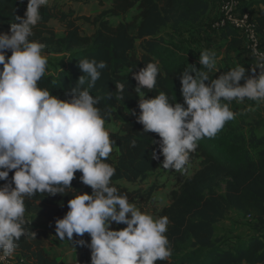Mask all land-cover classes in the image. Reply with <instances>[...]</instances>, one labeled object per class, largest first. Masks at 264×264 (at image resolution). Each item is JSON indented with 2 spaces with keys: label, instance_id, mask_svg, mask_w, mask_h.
Wrapping results in <instances>:
<instances>
[{
  "label": "clouds",
  "instance_id": "obj_1",
  "mask_svg": "<svg viewBox=\"0 0 264 264\" xmlns=\"http://www.w3.org/2000/svg\"><path fill=\"white\" fill-rule=\"evenodd\" d=\"M48 4L27 0L23 16L14 15L8 31L0 32V264L13 257L22 237H36L28 226L26 201L58 194L71 198L64 215L54 218V236L89 249V264H171L168 216L142 210L112 182L117 170L109 158L117 142L106 127L111 113L100 107L103 97L91 94L107 63L79 60L83 75L63 98L41 86L50 75L49 53L34 29ZM260 9L264 12V3ZM258 43L251 46L254 66L237 64L223 72L217 67L222 56L201 51L197 63L202 67L193 63L178 75L182 102L163 90L146 95L144 90L157 89L158 61L133 73L139 111L129 113L142 133L158 135L151 156L163 157L162 168L186 172L199 141L215 138L242 114L231 108L233 102L264 105V51ZM115 89V99L123 100L126 86L116 82ZM107 99H113L112 92ZM254 110L253 105L245 109ZM136 144L132 140L130 147ZM74 180L91 192L78 191Z\"/></svg>",
  "mask_w": 264,
  "mask_h": 264
},
{
  "label": "trees",
  "instance_id": "obj_2",
  "mask_svg": "<svg viewBox=\"0 0 264 264\" xmlns=\"http://www.w3.org/2000/svg\"><path fill=\"white\" fill-rule=\"evenodd\" d=\"M58 1L51 0L41 8L43 19L34 32L36 39L47 44L48 53L64 54L68 66L46 75L41 86L63 98L64 91L74 87L83 75L79 60L94 58L107 63L91 94L103 97L100 107L111 113L106 123H121L117 131L110 132L117 142L109 158L117 170L112 182L128 194L130 202L148 205L159 186L141 184L158 168L174 173L176 183L170 191L171 204L154 210L157 216L166 215L170 220L167 236L173 249L171 264H264V119L248 117L237 105H231L242 114L228 122L215 138L199 141L189 163L199 162V169L188 177L185 172L162 168V156L160 161L152 159L158 135L142 133V125L127 113V110L139 111L133 73L149 61L159 62L161 74L157 77V89L144 90L146 95L152 97L156 91L163 90L182 102L178 75L195 62L185 60L186 54L176 51L168 35L184 37L195 30L217 0H112L109 8L95 18H80L97 26L89 36L81 33L74 12H64ZM98 1L103 4L105 0ZM26 4L27 0L22 3L0 0V32L8 31L14 15L23 16ZM133 10L137 14L131 21H124ZM118 17L122 21L112 25L111 19ZM52 20L64 24L63 36H58L50 26ZM235 41L233 38L231 45ZM116 82L126 86L123 100L115 99ZM109 91L111 100L107 99ZM132 140L137 141L136 147H130ZM73 187L91 192L78 180L73 181ZM69 198L70 195L58 194L26 201L28 226L36 237L21 238L15 251L17 264H68L51 258L45 248L52 240L69 242L54 236V218L64 215ZM233 211L251 218L255 234L237 239L217 234L219 224ZM89 261L87 253H83L69 264H89Z\"/></svg>",
  "mask_w": 264,
  "mask_h": 264
},
{
  "label": "rangeland",
  "instance_id": "obj_3",
  "mask_svg": "<svg viewBox=\"0 0 264 264\" xmlns=\"http://www.w3.org/2000/svg\"><path fill=\"white\" fill-rule=\"evenodd\" d=\"M51 1V0H49ZM248 0H243L244 4H246ZM59 4L62 5V10L64 12H74L76 17L79 18L78 25L80 26L81 33L83 35H91L96 30V25L86 22L83 19V17H87L90 19L95 18L96 16L100 15L103 11L108 9L110 6V3H112V0H105L103 4H101L98 0H59ZM244 9L248 10V8ZM250 10V9H249ZM252 17L254 19H257L258 12L250 10ZM137 14L136 10H133L130 14H128L125 18H123L124 21H131L132 17ZM262 14V13H261ZM219 16L213 20L208 26L207 29L209 30V33L213 34H219L215 32V30L212 28L214 24L218 22ZM119 21H122V18H113L111 19L112 25L116 26ZM52 27H54L56 33L58 36H63L65 33V26L62 23H59L57 21H54L53 24H51ZM170 41H173L171 37H168ZM207 39V38H206ZM175 43V41H173ZM140 43H137L138 46V53H140L139 48ZM198 46H202V44L195 40H189L187 43L184 42V44H178L175 43V49L176 51L180 50L183 54H186L184 57L185 60H192L196 64L199 59V53L201 52L200 48ZM204 49H210V46L208 44V47L202 48V51ZM183 50V51H181ZM177 51V52H178ZM178 54V53H177ZM68 66V61L65 59L64 54H56V53H49V63H48V72L49 73H57L59 69L63 67ZM218 74V73H217ZM211 75L214 77L216 75L215 72L211 73ZM231 105H237L239 108H241L237 103L233 102ZM241 110L246 114V116L250 117L248 115L247 111L245 109L241 108ZM128 115L130 118L135 119L134 116H132L129 113V110H127ZM120 122L116 121H110L106 123V127L109 128L110 132L117 131L120 127ZM199 169V162H196L194 164L188 165L187 171L185 172V175L190 177L192 176L197 170ZM175 175L171 171H164L161 168H158L153 172L147 180H145L141 185L144 187H147L151 184H157L159 186L158 191L155 192L153 201L149 204L148 210L152 211L153 208L156 210L158 208H163V206H167L171 202L170 197V191L175 188ZM155 215V213H154ZM253 221L251 218H247L246 216L242 215L239 212L233 211L228 216L227 220L220 223L217 229L218 235H224L231 237L232 239L237 238H243L247 236H251L252 234H255V232L252 229ZM16 260H12L11 264H13Z\"/></svg>",
  "mask_w": 264,
  "mask_h": 264
},
{
  "label": "crops",
  "instance_id": "obj_4",
  "mask_svg": "<svg viewBox=\"0 0 264 264\" xmlns=\"http://www.w3.org/2000/svg\"><path fill=\"white\" fill-rule=\"evenodd\" d=\"M220 3L221 0H217L216 3H214L210 7L206 15L202 17V19L197 24L195 30L187 32L184 37H180L179 35H168V37H171L172 40L178 44H184V42L187 43L189 40L191 41L192 39L198 41L202 44L201 47L198 46L201 51L202 48L208 47L209 44L210 46L209 50L215 52L218 58L221 56L223 57V59L218 60V64H217V67L221 72L227 71L229 68L235 67L237 64L243 65L246 68H250L254 66L255 62L251 58L250 52L247 48V44L243 41V39H241L237 31L226 30L219 34L212 35L211 33H209V30L207 29V26L220 15ZM262 3H264V0H248L246 2L247 5L245 4L244 5L245 8H248L252 11L259 13L258 14L259 17L257 18V20L260 25L262 42L264 44V12H262L260 9V5ZM54 21L55 20L50 21L49 23L50 26H52L51 24H53ZM233 38H235L236 41L231 45V41ZM238 105L243 109H246L248 105H253L255 110L247 111L248 112L247 114L250 115V117L261 116L264 119V105L257 106L254 104V102L251 101H246L245 103ZM136 205L142 210L148 211L152 214L155 213L154 208L152 211L148 210L149 204L148 205L136 204ZM167 206H163V207H167ZM160 209L161 208H158V210ZM113 226L115 227V225ZM120 227H124V225H120ZM84 239L88 240L90 238L87 236V234H85ZM45 250L50 255L51 258L56 259L62 263L69 264L76 262L83 253H87L88 258L90 259L89 249L80 246L73 247L70 242H57L55 240H52L48 243Z\"/></svg>",
  "mask_w": 264,
  "mask_h": 264
},
{
  "label": "built area",
  "instance_id": "obj_5",
  "mask_svg": "<svg viewBox=\"0 0 264 264\" xmlns=\"http://www.w3.org/2000/svg\"><path fill=\"white\" fill-rule=\"evenodd\" d=\"M229 4L232 5L230 11L225 8V5ZM244 6L243 0H221L218 22L214 24L212 28L217 33L226 30L237 31L241 39L247 44L251 58L255 62V58L251 53V46L254 41H258V49L264 51V44L262 42L258 20L254 19L250 10L244 9ZM245 17L247 18L245 19ZM14 259L15 254L10 258L7 264H11ZM13 264H17V262L15 261Z\"/></svg>",
  "mask_w": 264,
  "mask_h": 264
}]
</instances>
